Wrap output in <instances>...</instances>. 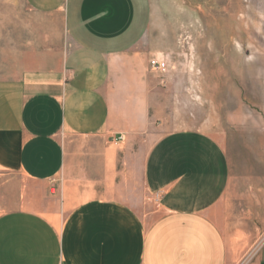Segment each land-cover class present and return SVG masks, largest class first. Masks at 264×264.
<instances>
[{
    "label": "crops",
    "instance_id": "crops-1",
    "mask_svg": "<svg viewBox=\"0 0 264 264\" xmlns=\"http://www.w3.org/2000/svg\"><path fill=\"white\" fill-rule=\"evenodd\" d=\"M22 2L52 20L0 72V264H264L223 146L149 117L150 0Z\"/></svg>",
    "mask_w": 264,
    "mask_h": 264
},
{
    "label": "rangeland",
    "instance_id": "rangeland-1",
    "mask_svg": "<svg viewBox=\"0 0 264 264\" xmlns=\"http://www.w3.org/2000/svg\"><path fill=\"white\" fill-rule=\"evenodd\" d=\"M150 5L140 46L148 55L149 117L161 132L201 131L223 146L230 188L220 211L231 229L251 234L249 254L264 240V0ZM51 20L30 13L22 0H0V72L15 37L39 36ZM154 60L165 64L163 72L152 68ZM148 204L150 213L154 202Z\"/></svg>",
    "mask_w": 264,
    "mask_h": 264
},
{
    "label": "built area",
    "instance_id": "built-area-1",
    "mask_svg": "<svg viewBox=\"0 0 264 264\" xmlns=\"http://www.w3.org/2000/svg\"><path fill=\"white\" fill-rule=\"evenodd\" d=\"M151 66L154 70L158 72H163L165 70V64L158 61H151Z\"/></svg>",
    "mask_w": 264,
    "mask_h": 264
}]
</instances>
